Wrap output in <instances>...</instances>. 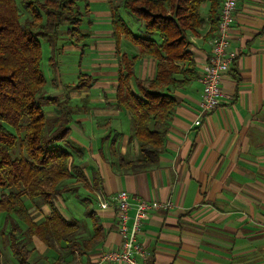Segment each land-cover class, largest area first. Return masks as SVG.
<instances>
[{"label":"crops","instance_id":"1","mask_svg":"<svg viewBox=\"0 0 264 264\" xmlns=\"http://www.w3.org/2000/svg\"><path fill=\"white\" fill-rule=\"evenodd\" d=\"M86 1L89 17L99 18L94 12L102 11L106 14L99 22H111L108 0ZM97 4H104L105 9L95 10ZM200 9L206 15L207 5ZM128 16L125 20L136 29L138 22ZM207 31L205 25L190 36L198 75L211 54L213 39L204 37ZM107 41L97 47V71H85L95 78L94 83L86 91H75L80 103L75 104L78 110L70 136L84 150L81 166L88 178L96 172L100 179L98 187H89L96 199L126 190L129 227L136 199L170 202L167 209L149 210L136 236L152 264H264V0H237L229 34V48L237 56L221 77L223 96L217 108L201 114L203 86L199 78L173 91L177 105L169 121L165 151L157 166L146 171L121 172L103 158L116 133L120 153L130 160L138 156L137 141L130 138V114L115 107L118 56L137 54V47L123 37L117 43L110 29ZM105 65L109 67L107 76L99 73ZM155 70L151 59L135 66L140 79H152ZM198 118L201 124L196 126ZM88 207L100 228L95 245L85 254L56 260L55 251L34 236L32 264H96L105 251L120 246L114 206L101 209L98 200H91ZM70 217L75 216L66 218ZM93 220L85 212L79 219L88 238L94 233ZM10 263L18 264L12 257Z\"/></svg>","mask_w":264,"mask_h":264},{"label":"trees","instance_id":"2","mask_svg":"<svg viewBox=\"0 0 264 264\" xmlns=\"http://www.w3.org/2000/svg\"><path fill=\"white\" fill-rule=\"evenodd\" d=\"M108 2L114 39L118 43L123 37L138 51L131 56L119 54L115 88V107L130 114V138L137 141L138 156L130 160L120 153L116 133L103 158L118 171L136 173L157 166L165 151L169 121L177 105L173 91L199 77L190 36L208 25L204 37L214 38L222 0ZM21 3L27 13L23 19L15 0H0V236L18 264H32L34 236L48 249H63L70 255L85 254L95 245L100 228L88 207L92 199H81L85 214L94 219V233L89 238L84 223L66 218L57 202L66 194L79 197L82 186L98 187L100 179L96 172L88 178L81 166L84 150L70 138L78 107L71 104L69 90L86 91L95 78L78 71L75 84L64 85L63 96L42 94L46 85L42 41L59 53L57 42L64 27L69 43L84 50L89 38L82 30L87 1L81 5L75 0ZM203 4L207 5L206 15L201 13ZM121 10L138 22L136 29L122 17ZM144 59L156 64L150 80L140 79L135 72L136 64ZM49 63H55L53 58ZM45 105L52 107L53 114L47 115ZM26 201L47 204L48 214L35 220ZM93 201L97 202L95 196Z\"/></svg>","mask_w":264,"mask_h":264},{"label":"rangeland","instance_id":"3","mask_svg":"<svg viewBox=\"0 0 264 264\" xmlns=\"http://www.w3.org/2000/svg\"><path fill=\"white\" fill-rule=\"evenodd\" d=\"M75 1L79 5L84 4L86 2V0H75ZM15 2L17 5L18 12L21 14V19H23L25 16H27V13L25 12L22 6L21 0H15ZM116 2H118V0H116ZM80 8L82 10V7ZM94 8L95 10H99V9L104 10L105 5L97 4L94 6ZM90 10H91V6H90ZM95 13L100 17L99 18H96L94 16L89 17L90 12H88V14L84 13L83 15L82 30L84 32L89 33V38H87V40L85 41L87 46L83 48L84 50L81 51V46L77 44L69 43V41L66 39L64 34V27L60 29V36L57 42L58 46L61 48L59 53L52 51V48L50 47V44L48 42L42 41V68L46 78V85L42 89V94H44L45 96L46 95L63 96L64 85L66 84L70 86L74 85L75 77L78 71H82V72L89 71L95 73V70L98 67L96 66V64H98L97 63L98 57L95 55L96 53H98L97 47L99 46V43L106 44L108 42L107 30L108 29L112 30L111 22L110 23L99 22L104 19V15L106 13L103 14L104 12L100 11V12H94V15ZM121 15L124 19H126V16H128L129 14L121 10ZM89 21H94V23L93 22L90 23ZM104 54H106V52H104ZM50 57L53 58V60L55 61L54 64L49 63ZM101 57H103L102 54ZM100 67L98 69H100ZM108 70L109 67L105 65L104 68L100 69L99 73L103 76H107ZM109 77L111 76L109 75ZM110 81L111 80H109V82ZM69 92L72 99L71 104L75 105L76 103H80L79 95L75 92V90L71 89L69 90ZM43 108L44 111L47 113V115L53 114L51 106L45 105ZM85 197L89 198V200L92 199L93 201L94 192L92 188L86 189L83 188L82 186L79 188V197H76L73 194H66L62 199H60L57 202V205L66 217L75 216L80 220H82L85 212V203L81 202V199ZM26 204L27 207L30 209L33 217L37 221L44 218L49 212V208L47 204L41 203L39 201H34V202L26 201ZM2 221L3 220L1 217L0 226ZM21 225L23 226V224ZM7 230L8 229L6 227L5 232H7ZM30 245L33 246V243H30ZM54 254L56 255L55 257L56 260L58 258L62 259L61 257H63L64 261L65 259L67 260L68 258H70L68 257V253L65 252L63 249H60ZM57 255L60 257H58ZM10 262H11V257H10V252L8 250V246L3 244L0 236V264H11Z\"/></svg>","mask_w":264,"mask_h":264},{"label":"built area","instance_id":"4","mask_svg":"<svg viewBox=\"0 0 264 264\" xmlns=\"http://www.w3.org/2000/svg\"><path fill=\"white\" fill-rule=\"evenodd\" d=\"M237 8V0H222L219 24L212 40L211 54L208 60L201 65L199 80L203 86L200 112L202 115L210 114L220 104L223 92L221 89V77L230 70L237 54L229 48V34L234 23V12ZM201 119L195 120L194 125H200ZM98 205L101 209L114 206L116 209L118 232L122 237L121 244L116 249L105 251L96 264L103 261L123 262L124 264H152L146 259L145 253L136 240L140 232L146 213L152 209H167L170 202H149L144 199H136L132 224L128 226V210L130 208L129 193L126 190L117 192L111 198L98 196ZM142 260L138 261L137 257Z\"/></svg>","mask_w":264,"mask_h":264}]
</instances>
